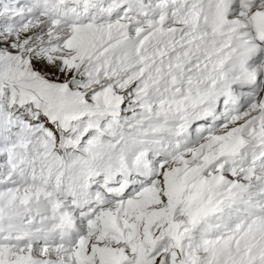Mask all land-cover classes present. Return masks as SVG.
Returning <instances> with one entry per match:
<instances>
[{
	"label": "snow or ice",
	"instance_id": "1",
	"mask_svg": "<svg viewBox=\"0 0 264 264\" xmlns=\"http://www.w3.org/2000/svg\"><path fill=\"white\" fill-rule=\"evenodd\" d=\"M0 264H264V0H0Z\"/></svg>",
	"mask_w": 264,
	"mask_h": 264
}]
</instances>
